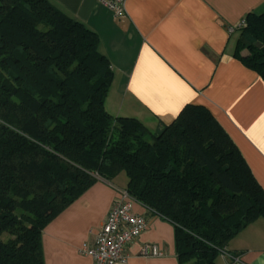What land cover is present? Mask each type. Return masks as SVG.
Returning a JSON list of instances; mask_svg holds the SVG:
<instances>
[{"label": "trees", "instance_id": "obj_1", "mask_svg": "<svg viewBox=\"0 0 264 264\" xmlns=\"http://www.w3.org/2000/svg\"><path fill=\"white\" fill-rule=\"evenodd\" d=\"M98 35L51 0H0V264H45L44 229L122 173L175 229L179 264H218L264 219V190L211 112L188 105L153 132L106 108L114 72ZM233 57L264 81V12Z\"/></svg>", "mask_w": 264, "mask_h": 264}, {"label": "crops", "instance_id": "obj_2", "mask_svg": "<svg viewBox=\"0 0 264 264\" xmlns=\"http://www.w3.org/2000/svg\"><path fill=\"white\" fill-rule=\"evenodd\" d=\"M95 32L114 72L106 100L115 117L135 118L155 132L188 105L206 107L241 152L264 190V81L233 57L241 30L264 0H127L117 18L100 0H51ZM100 180L42 233L45 264H91L82 254L105 222L117 189ZM149 227L129 245L126 264H179L172 224L137 204ZM165 256L144 258V244ZM218 264H264V219L228 243Z\"/></svg>", "mask_w": 264, "mask_h": 264}, {"label": "built area", "instance_id": "obj_3", "mask_svg": "<svg viewBox=\"0 0 264 264\" xmlns=\"http://www.w3.org/2000/svg\"><path fill=\"white\" fill-rule=\"evenodd\" d=\"M127 0H100L117 18L126 16ZM247 26L243 21L233 30H242ZM136 201L126 189H117V198L100 229L95 233L92 245L83 248L82 254L90 258L91 264H126L129 259L127 248L138 240L149 224L144 216L135 211ZM140 255L144 258H162L163 250L156 244H144Z\"/></svg>", "mask_w": 264, "mask_h": 264}, {"label": "rangeland", "instance_id": "obj_4", "mask_svg": "<svg viewBox=\"0 0 264 264\" xmlns=\"http://www.w3.org/2000/svg\"><path fill=\"white\" fill-rule=\"evenodd\" d=\"M120 177H121V178H120V182H121L123 179H124L125 181L127 180V178H126V176H125L124 173H122ZM124 180H123V181H124Z\"/></svg>", "mask_w": 264, "mask_h": 264}]
</instances>
